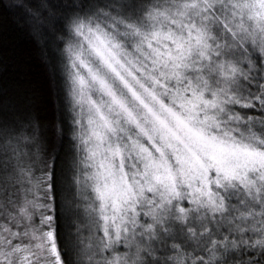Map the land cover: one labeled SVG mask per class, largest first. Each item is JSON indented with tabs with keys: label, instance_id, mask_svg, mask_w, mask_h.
Listing matches in <instances>:
<instances>
[{
	"label": "snow or ice",
	"instance_id": "snow-or-ice-1",
	"mask_svg": "<svg viewBox=\"0 0 264 264\" xmlns=\"http://www.w3.org/2000/svg\"><path fill=\"white\" fill-rule=\"evenodd\" d=\"M0 264H264V0H0Z\"/></svg>",
	"mask_w": 264,
	"mask_h": 264
},
{
	"label": "trees",
	"instance_id": "trees-1",
	"mask_svg": "<svg viewBox=\"0 0 264 264\" xmlns=\"http://www.w3.org/2000/svg\"><path fill=\"white\" fill-rule=\"evenodd\" d=\"M18 40H19V43L21 45H25L26 44V39L23 36V34H18ZM47 114L49 115V117L51 116V107L50 106H49V112Z\"/></svg>",
	"mask_w": 264,
	"mask_h": 264
}]
</instances>
